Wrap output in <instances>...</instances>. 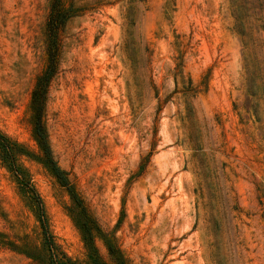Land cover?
I'll return each mask as SVG.
<instances>
[{
  "label": "rangeland",
  "instance_id": "rangeland-1",
  "mask_svg": "<svg viewBox=\"0 0 264 264\" xmlns=\"http://www.w3.org/2000/svg\"><path fill=\"white\" fill-rule=\"evenodd\" d=\"M50 1L0 0V130L29 153L18 165L56 243L83 262L71 197L34 129ZM65 5L80 11L63 32L44 124L99 224L130 264H264V0ZM0 235V264H30L23 252L43 240L1 159Z\"/></svg>",
  "mask_w": 264,
  "mask_h": 264
},
{
  "label": "trees",
  "instance_id": "trees-1",
  "mask_svg": "<svg viewBox=\"0 0 264 264\" xmlns=\"http://www.w3.org/2000/svg\"><path fill=\"white\" fill-rule=\"evenodd\" d=\"M80 9L65 5V0H51L46 19L43 37L47 54V65L37 77L32 91V110L34 112V129L36 141L41 152V162L48 167L59 183L66 188L71 197L70 214L78 228L87 260H73L55 241L51 233L43 201L27 175L18 165V158L29 154L20 145L0 130V159L8 171L15 177L20 191L28 200L35 218L42 231L41 247H33L23 254L31 261L30 264H130L115 237L110 236L99 224L92 210L70 183L67 173L54 159L47 130L44 124V113L48 99L49 88L58 69L62 51L63 32L69 20L76 17ZM101 241L105 248L103 254L98 246ZM0 235V245H6ZM13 246V245H12ZM17 250V249H15Z\"/></svg>",
  "mask_w": 264,
  "mask_h": 264
}]
</instances>
